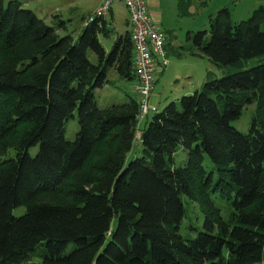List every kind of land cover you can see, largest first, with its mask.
<instances>
[{
	"label": "trees",
	"instance_id": "obj_1",
	"mask_svg": "<svg viewBox=\"0 0 264 264\" xmlns=\"http://www.w3.org/2000/svg\"><path fill=\"white\" fill-rule=\"evenodd\" d=\"M55 18L50 25L20 0H0V264L32 261L44 241L41 264L264 262V62L171 101L141 130L142 155L127 163L140 98L101 108L96 93L112 70L134 79L131 32L107 52L105 18L78 37L60 34L66 21ZM263 21V7L239 22L222 8L208 30L189 35L193 54L221 65L263 56ZM251 104L242 132L232 122ZM75 112L71 141L66 123ZM179 145L183 166L174 159ZM10 149L15 155L4 157ZM207 156L215 171L204 166ZM183 194L205 217L195 237L181 233ZM216 194L232 200L228 218Z\"/></svg>",
	"mask_w": 264,
	"mask_h": 264
},
{
	"label": "rangeland",
	"instance_id": "obj_2",
	"mask_svg": "<svg viewBox=\"0 0 264 264\" xmlns=\"http://www.w3.org/2000/svg\"><path fill=\"white\" fill-rule=\"evenodd\" d=\"M10 0H5L6 4ZM24 7L30 8L36 12V14L44 19L50 25H56L55 16L66 21L67 28L60 29L59 33L64 35L70 33L75 37L80 34L83 21V12L81 7L75 2L69 0H20ZM230 1V2H229ZM118 3L117 1L115 4ZM117 5V4H116ZM165 9L168 11V29H175L174 40L181 46L188 44L187 33L188 29H193L194 32L199 30H208L210 27L209 17L215 15L220 9L228 7L231 12L233 22H239L250 18L255 9L260 7L264 8V0H205L200 2L199 0H190L189 2H182L179 7L178 2H163ZM123 12L125 8L123 7ZM264 28V21L262 23ZM166 28L169 36H172V32ZM79 33V34H78ZM209 39V36H207ZM101 40L106 45H109L112 40L101 37ZM191 44L194 46L193 39ZM181 46H175L169 50V65L166 67L165 72L161 75L159 72L155 74L156 82L154 90L149 98L151 104L158 107V112L171 101H179L184 95L191 94L196 88V80L203 82L199 85L201 88L208 80L221 78L227 74H233L260 63L264 60L259 57H253L248 59H242L240 62L231 65H221L214 63L206 55H191L189 51L183 52ZM180 47V48H179ZM111 49V48H110ZM175 52V53H174ZM183 53L179 55L178 53ZM90 59L93 62L97 61V57L94 52L89 51ZM111 82L104 87L97 90L96 97L98 105L101 108L107 107L114 102H123L127 95H132L135 98H140L139 93L133 89L134 79L121 78L114 72L110 73ZM255 104L247 106L242 115L234 120L233 125L242 132H248L253 116L255 115ZM157 112H151L144 118H140L138 125L137 136L132 150L127 155V163L132 159L142 155L141 144V130H143ZM80 125L78 121L77 112L74 117H71L66 123V138L68 140H74ZM39 146H33L30 148L31 154H36ZM15 155V150L10 149L8 154L4 157H12ZM176 166H183L187 160V151L179 145L176 153L174 154ZM204 166L207 170H216L214 162L207 156L204 160ZM215 179L217 174L214 175ZM183 202L186 207V215L181 224V233L187 237H195L199 229H202L204 223V214L201 211L199 205L192 201L187 195H182ZM215 202L218 207L221 208V213L225 218H228L232 212V200L227 197H222L218 194L214 196ZM25 212V207H17L14 209L15 215H21ZM117 224V218L115 225ZM46 242L41 243L36 252L33 255L32 261H26L23 264H41L43 250L45 249ZM75 247L74 243H70L67 252L71 251ZM254 264H264L263 261Z\"/></svg>",
	"mask_w": 264,
	"mask_h": 264
},
{
	"label": "built area",
	"instance_id": "obj_3",
	"mask_svg": "<svg viewBox=\"0 0 264 264\" xmlns=\"http://www.w3.org/2000/svg\"><path fill=\"white\" fill-rule=\"evenodd\" d=\"M123 4L129 12L131 39L134 49L135 82L133 89L140 95V118L158 107L151 104L149 98L154 90L158 67H166L169 60L166 55V36L153 22L145 0H105L86 23L105 18L115 2Z\"/></svg>",
	"mask_w": 264,
	"mask_h": 264
},
{
	"label": "crops",
	"instance_id": "obj_4",
	"mask_svg": "<svg viewBox=\"0 0 264 264\" xmlns=\"http://www.w3.org/2000/svg\"><path fill=\"white\" fill-rule=\"evenodd\" d=\"M69 1L75 2L77 5L82 6L81 11L83 12L84 16H83V21H82V27L80 29L81 31L79 32V33H81L83 30V27L86 25L85 17L94 13L102 5V3L105 0H69ZM145 1H146V4L148 5V8L150 10L153 22L161 31L164 32V34L166 36L165 49H166V55L168 57L170 49H172V51H173V47L175 48V46H177V45L181 46V45L179 44V42L177 43L176 39L174 40V38H173V35H175V29H168V28H170L169 27L170 25L168 22V13H167L168 11L165 9L163 2H178V0H145ZM199 1L204 2L205 0H199ZM116 4L114 3L112 5L111 10L109 11L108 15L105 17V21L107 22V25L111 30L109 32V35H107V36L106 35H100V40H101V37L107 38L108 40H112L109 45H106L101 40V42L105 46L107 52L110 50V48H112V46H113L115 40L118 38V36L126 34L128 32H131V25H130L128 9L123 4H121L119 2ZM123 7L125 8V12H123ZM166 28L168 30H170V32H172V36L168 35ZM193 33H194L193 29H188V33H187L188 44L181 46V49L184 50L183 52L189 51L191 55H194L193 53L198 52V49H196L191 44L192 39H191V37H189V35H192ZM178 54L182 55L183 53L180 52ZM261 59L264 60V57ZM169 64L170 63H168V65ZM166 67H164V68L158 67L156 74L158 72L160 75L162 73H164ZM111 72H114L117 75H119L114 70H112ZM119 77L124 78L120 75H119ZM198 79L196 80V87H195L196 89H200L199 85L204 80L202 78V80L200 79V81H198ZM134 80H135V77H134ZM194 91L190 90L188 92H194Z\"/></svg>",
	"mask_w": 264,
	"mask_h": 264
}]
</instances>
